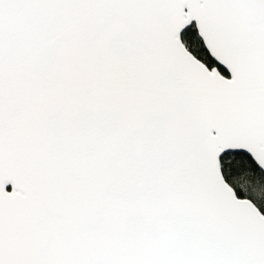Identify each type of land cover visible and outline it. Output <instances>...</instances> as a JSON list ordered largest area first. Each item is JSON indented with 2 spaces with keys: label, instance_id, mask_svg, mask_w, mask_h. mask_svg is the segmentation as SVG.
I'll return each instance as SVG.
<instances>
[{
  "label": "snow or ice",
  "instance_id": "obj_1",
  "mask_svg": "<svg viewBox=\"0 0 264 264\" xmlns=\"http://www.w3.org/2000/svg\"><path fill=\"white\" fill-rule=\"evenodd\" d=\"M0 264H264V0H0Z\"/></svg>",
  "mask_w": 264,
  "mask_h": 264
}]
</instances>
